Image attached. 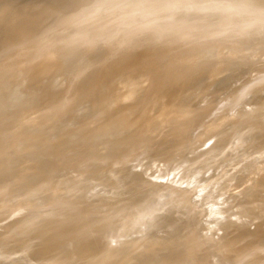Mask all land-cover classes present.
Returning <instances> with one entry per match:
<instances>
[{
    "label": "water",
    "instance_id": "obj_1",
    "mask_svg": "<svg viewBox=\"0 0 264 264\" xmlns=\"http://www.w3.org/2000/svg\"><path fill=\"white\" fill-rule=\"evenodd\" d=\"M0 264H264V0H0Z\"/></svg>",
    "mask_w": 264,
    "mask_h": 264
}]
</instances>
